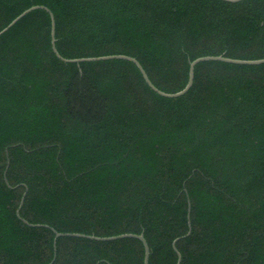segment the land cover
<instances>
[{"label": "trees", "instance_id": "1", "mask_svg": "<svg viewBox=\"0 0 264 264\" xmlns=\"http://www.w3.org/2000/svg\"><path fill=\"white\" fill-rule=\"evenodd\" d=\"M0 264H264V0H0ZM23 200V201H22ZM22 201V204H21ZM18 212V215H17ZM26 221L27 224L23 223Z\"/></svg>", "mask_w": 264, "mask_h": 264}, {"label": "water", "instance_id": "2", "mask_svg": "<svg viewBox=\"0 0 264 264\" xmlns=\"http://www.w3.org/2000/svg\"><path fill=\"white\" fill-rule=\"evenodd\" d=\"M222 1H226V2H239L242 0H222ZM45 9L44 7H31L30 9L26 10L25 12H23L21 15H19L17 18H15L6 28H4L1 32H0V36L5 33L9 28H11L15 23H17L22 17H24L27 13L35 10V9ZM47 11V9H45ZM50 18H51V46H52V51L53 53L56 55L57 58H59L61 61L65 62V63H81V62H93V61H104V60H112V59H120V60H126V61H130L132 62L136 68L139 70L143 80L145 81V83L148 85V87L156 92L158 95L165 97V98H177L180 97L182 95H184L191 87L192 82H193V72H194V67L200 63V62H206V61H220V62H225V63H229V64H236V65H261L264 64V59L261 60H254V61H242V60H233V59H228V58H223V57H203V58H198L194 61H192L189 65V72H188V81L186 86L179 92L175 93V94H166L163 92L158 91L150 82V80L148 79L145 71L143 70V68L141 67V65L133 58L131 57H127V56H107V57H99V58H88V59H74V60H65L63 58H61L59 56V54L57 53L56 49H55V39H54V30H55V25H54V19L52 14H50ZM23 201V200H22ZM21 201V204H22ZM18 215V212H17ZM23 223L27 224L26 221H23ZM55 237L59 238V237H78V238H86V239H91V240H97V241H113V240H117V239H123V238H128V237H133L136 238L138 240H140L143 244L144 247V264H148V255H149V249L148 246L146 244V241L143 238V235H131V234H123V235H119V236H115V237H108V238H97L94 236H85V235H80V234H60V233H55ZM180 262V256L178 254V263Z\"/></svg>", "mask_w": 264, "mask_h": 264}]
</instances>
